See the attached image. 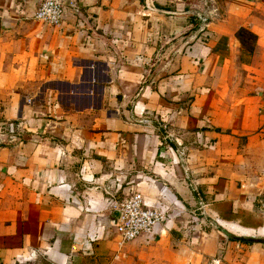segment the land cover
<instances>
[{"label": "crops", "instance_id": "crops-1", "mask_svg": "<svg viewBox=\"0 0 264 264\" xmlns=\"http://www.w3.org/2000/svg\"><path fill=\"white\" fill-rule=\"evenodd\" d=\"M41 1L0 0V264H264L212 227L264 237V0Z\"/></svg>", "mask_w": 264, "mask_h": 264}, {"label": "built area", "instance_id": "built-area-1", "mask_svg": "<svg viewBox=\"0 0 264 264\" xmlns=\"http://www.w3.org/2000/svg\"><path fill=\"white\" fill-rule=\"evenodd\" d=\"M63 0H42L33 13V18L44 25H59L62 21ZM112 221L119 246L151 234L166 218V212L157 206L145 203L140 193H133L114 207Z\"/></svg>", "mask_w": 264, "mask_h": 264}, {"label": "water", "instance_id": "water-1", "mask_svg": "<svg viewBox=\"0 0 264 264\" xmlns=\"http://www.w3.org/2000/svg\"><path fill=\"white\" fill-rule=\"evenodd\" d=\"M162 13L170 14V15L181 14V13H178V12H173V11H168V10H162ZM185 13L202 17L205 14V11L204 12H200L198 10H187ZM219 230L229 239L242 241V242H247V243L264 244V237L255 238V237H251V236H240V235H235V234L229 233V232H227L225 230H221V229H219Z\"/></svg>", "mask_w": 264, "mask_h": 264}, {"label": "rangeland", "instance_id": "rangeland-1", "mask_svg": "<svg viewBox=\"0 0 264 264\" xmlns=\"http://www.w3.org/2000/svg\"><path fill=\"white\" fill-rule=\"evenodd\" d=\"M40 22V21H39ZM40 23H42V22H40ZM213 228H214V230H216L220 235H222V236H225L220 230H218V229H223V228H221V226H219V225H217V224H214L213 226H212ZM226 237V236H225ZM253 237H255V238H261V237H258V236H253ZM227 239H229V238H227ZM231 240H233V239H231ZM235 241H237V240H235ZM239 242H242V241H239ZM244 243H247V242H244ZM249 244H252V243H249ZM258 244H260V243H258ZM264 245V244H263Z\"/></svg>", "mask_w": 264, "mask_h": 264}, {"label": "trees", "instance_id": "trees-1", "mask_svg": "<svg viewBox=\"0 0 264 264\" xmlns=\"http://www.w3.org/2000/svg\"><path fill=\"white\" fill-rule=\"evenodd\" d=\"M219 230V229H218Z\"/></svg>", "mask_w": 264, "mask_h": 264}]
</instances>
